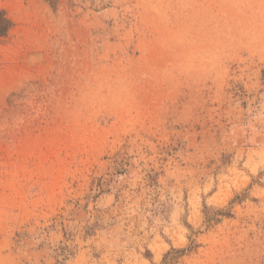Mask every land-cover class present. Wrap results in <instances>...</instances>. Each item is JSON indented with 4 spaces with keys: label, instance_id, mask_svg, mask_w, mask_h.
<instances>
[{
    "label": "rangeland",
    "instance_id": "obj_1",
    "mask_svg": "<svg viewBox=\"0 0 264 264\" xmlns=\"http://www.w3.org/2000/svg\"><path fill=\"white\" fill-rule=\"evenodd\" d=\"M0 264H264V0H0Z\"/></svg>",
    "mask_w": 264,
    "mask_h": 264
}]
</instances>
